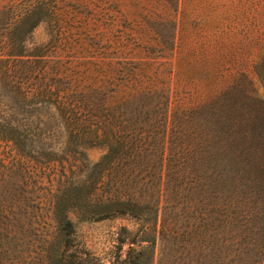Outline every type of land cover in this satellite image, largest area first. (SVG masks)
I'll use <instances>...</instances> for the list:
<instances>
[{
	"label": "trees",
	"instance_id": "obj_1",
	"mask_svg": "<svg viewBox=\"0 0 264 264\" xmlns=\"http://www.w3.org/2000/svg\"><path fill=\"white\" fill-rule=\"evenodd\" d=\"M61 1L32 0L0 32V264L46 214L40 264H88L65 253L71 213L129 214L152 228L193 181L236 184V149L264 102L255 85L264 87V0H132L140 19L124 31L116 71L82 90L87 102L27 48L47 18L59 35ZM1 6L12 12V2ZM154 241V232L140 239L130 264H150Z\"/></svg>",
	"mask_w": 264,
	"mask_h": 264
},
{
	"label": "rangeland",
	"instance_id": "obj_2",
	"mask_svg": "<svg viewBox=\"0 0 264 264\" xmlns=\"http://www.w3.org/2000/svg\"><path fill=\"white\" fill-rule=\"evenodd\" d=\"M8 1L12 12L0 10V32L32 0H1L0 7ZM60 5L59 35L47 18L28 34L27 48L43 54L47 71L57 70L69 78L62 84L76 90L75 101L87 102L82 90L96 87L93 77L116 71L113 61L123 55L124 31L136 26L141 9L132 0H62ZM255 82L258 95L264 94L261 82ZM252 108L246 148L236 149V184L193 181L181 191L185 196L165 203L167 210H160L152 228L149 218L129 214L83 220L71 213L74 230L65 253L88 264H130L140 239L154 232L150 264H264V102L257 101ZM240 138L237 132L236 142ZM102 151L91 146L88 159L97 160ZM49 184L45 179L41 185L48 188ZM162 221L171 231H158ZM48 224L46 214L36 230L23 233L24 241L20 239L10 253L11 264H40Z\"/></svg>",
	"mask_w": 264,
	"mask_h": 264
}]
</instances>
